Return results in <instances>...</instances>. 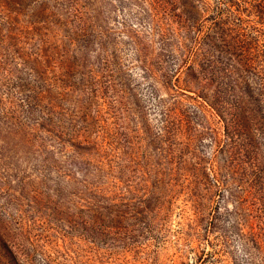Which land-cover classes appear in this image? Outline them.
I'll list each match as a JSON object with an SVG mask.
<instances>
[{
    "label": "rangeland",
    "instance_id": "1",
    "mask_svg": "<svg viewBox=\"0 0 264 264\" xmlns=\"http://www.w3.org/2000/svg\"><path fill=\"white\" fill-rule=\"evenodd\" d=\"M180 1L0 0V264H264V180L216 182Z\"/></svg>",
    "mask_w": 264,
    "mask_h": 264
},
{
    "label": "trees",
    "instance_id": "2",
    "mask_svg": "<svg viewBox=\"0 0 264 264\" xmlns=\"http://www.w3.org/2000/svg\"><path fill=\"white\" fill-rule=\"evenodd\" d=\"M194 1L181 0L179 14H172L179 21L174 33L182 36L175 48L178 67L196 85L194 100L215 126L212 141L227 155L222 162L228 169L219 167L227 178L216 182L225 191L243 186L255 193L264 180V0H216L206 20ZM95 60L99 66L100 55ZM159 115L170 119L171 110L160 105ZM88 185L100 193L98 185Z\"/></svg>",
    "mask_w": 264,
    "mask_h": 264
}]
</instances>
